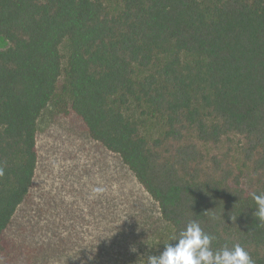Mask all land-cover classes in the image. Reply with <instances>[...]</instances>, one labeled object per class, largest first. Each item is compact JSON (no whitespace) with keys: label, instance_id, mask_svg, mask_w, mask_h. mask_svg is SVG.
I'll return each mask as SVG.
<instances>
[{"label":"trees","instance_id":"1","mask_svg":"<svg viewBox=\"0 0 264 264\" xmlns=\"http://www.w3.org/2000/svg\"><path fill=\"white\" fill-rule=\"evenodd\" d=\"M0 38V264H50L51 243L14 230L50 107L121 158L171 226L167 242L195 219L213 251L240 244L264 264L250 195L264 191V0H0ZM131 108L162 132L149 137ZM142 236H124L123 252ZM111 246L107 264H125Z\"/></svg>","mask_w":264,"mask_h":264},{"label":"rangeland","instance_id":"2","mask_svg":"<svg viewBox=\"0 0 264 264\" xmlns=\"http://www.w3.org/2000/svg\"><path fill=\"white\" fill-rule=\"evenodd\" d=\"M68 44L64 40L61 45L64 56ZM8 45L0 38L1 48ZM130 112L144 122L143 130L149 137L162 132L160 119L146 118L135 108ZM232 140L231 160L240 169L244 140L239 136ZM37 145L39 160L32 196L18 211L14 230L26 229L21 232L35 243H51L50 264H107L112 242L125 264L132 254L130 264H144V257L164 250L171 226L162 220L158 204L121 158L89 138L78 121L57 118L48 108L39 120ZM227 148L224 142L220 151ZM97 188L104 191L96 193ZM139 228L145 230L143 236ZM129 234L142 236L139 242L131 239L130 255L121 248L123 237ZM154 238L156 246L150 249L146 243L151 244Z\"/></svg>","mask_w":264,"mask_h":264},{"label":"clouds","instance_id":"3","mask_svg":"<svg viewBox=\"0 0 264 264\" xmlns=\"http://www.w3.org/2000/svg\"><path fill=\"white\" fill-rule=\"evenodd\" d=\"M94 191L101 193L104 190L97 188ZM250 195L256 205L252 215L264 224V191L253 192ZM231 218L233 219L232 216ZM215 238L193 219L178 235L173 234L168 242H164V250L159 255L150 254L144 258L146 264H255L249 252L240 244L213 251L211 245ZM170 241L176 243L172 244ZM146 244L150 249L156 246ZM131 250L136 251L134 247Z\"/></svg>","mask_w":264,"mask_h":264}]
</instances>
